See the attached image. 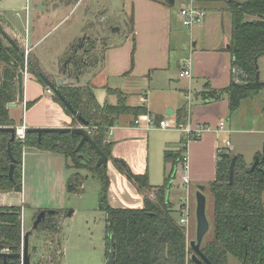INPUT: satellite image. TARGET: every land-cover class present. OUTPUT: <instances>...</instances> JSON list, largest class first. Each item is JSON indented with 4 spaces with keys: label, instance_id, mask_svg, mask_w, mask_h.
<instances>
[{
    "label": "crops",
    "instance_id": "0c3cea01",
    "mask_svg": "<svg viewBox=\"0 0 264 264\" xmlns=\"http://www.w3.org/2000/svg\"><path fill=\"white\" fill-rule=\"evenodd\" d=\"M219 2V9L229 11L226 2ZM66 6L67 0H0L1 27L24 51H29L27 57L36 60L52 81L61 76L63 60L78 38V32L86 28L89 18L94 17L86 8L78 14L79 23L73 29V26H67V19L77 12L81 0H77L68 11ZM124 8L132 19L128 36L115 42L108 40L100 58L84 66L67 84L91 86L101 105L117 104L120 91L126 96L127 105H146L147 112L137 117L131 114L117 117L107 138L113 142V157L125 160L134 173L148 174L152 185H161L172 166L165 162V150H178L185 141L176 128L160 127V121L178 122V112L185 108L187 117L184 123L214 128L212 125L230 115L227 95L219 100H208L203 99L200 92L207 83L220 89L234 80L232 54L227 46H222L231 38L232 14L207 11L206 18L198 22L200 32L193 48L188 56L181 57L173 54L177 45L171 14L173 8L165 0H126ZM52 17H58V20L49 24ZM224 26L229 37H223ZM195 29L189 31L191 40L195 38ZM200 41L204 49L196 51ZM186 57L192 59L193 75L180 78L179 71ZM48 61H51L50 65H47ZM239 80L236 77V81ZM48 87L33 73H24V100L18 102L17 93L14 101L17 105L9 107L16 125L24 123L28 128L74 127V117L55 94L47 91ZM148 116L152 117L153 126L147 123ZM81 125L80 122L76 126ZM221 139V131L213 129L187 143L189 198L194 183L208 187V183L216 179L217 155L224 145ZM225 152L228 151L225 149ZM71 171L65 155L26 146L23 150V189L20 192L0 191V206L22 207L23 203H28L33 211L36 207L37 210L61 208ZM107 173L110 178L108 200L112 206L143 207L142 194L111 159L108 160ZM40 184L49 189L46 194L38 191ZM23 218L22 230L25 232L27 226Z\"/></svg>",
    "mask_w": 264,
    "mask_h": 264
},
{
    "label": "trees",
    "instance_id": "16d2710c",
    "mask_svg": "<svg viewBox=\"0 0 264 264\" xmlns=\"http://www.w3.org/2000/svg\"><path fill=\"white\" fill-rule=\"evenodd\" d=\"M215 1V0H200ZM227 3L232 14V34L227 46L233 57L234 80L225 88H212L207 83L200 92L203 99L219 100L228 96L230 113L238 109L241 101L255 96L264 84L255 83L259 73L258 59L264 54V0H216ZM247 15L253 16L246 20ZM0 126H16L10 116L8 103L14 102L17 92L13 88L18 72L27 70L48 86L38 62L26 57L25 51L10 38L0 25ZM74 46L69 53H74ZM78 64V63H76ZM80 65V64H79ZM87 65V64H85ZM84 65V66H85ZM83 66V67H84ZM79 71H76V74ZM236 77L240 78L239 82ZM243 83H241V82ZM75 114L64 102L56 98L74 117L76 126L84 117L89 124L86 131L112 160L117 169L136 187L143 196V207H114L109 203L110 178L107 165H97L99 152L85 142L76 150L82 136L64 132H28L25 140L10 141L11 133L0 131V191H22L23 189V150L26 146L61 153L68 160L71 171L66 189L77 192L79 189V170L86 168L101 183L100 209L105 217V239L110 264H195L193 249L188 243L187 228L179 223L175 215L177 209L172 201L166 199L169 183H174L177 165L182 162L186 149L165 150V162L172 164V170L165 176L161 185H152L148 174L134 173L127 162L112 156L113 142L108 140L110 121L123 114L138 116L146 113V105L130 106L126 96L120 91L117 104L101 105L91 86L60 87ZM115 92V90H111ZM187 117L185 108L178 112V122L184 123ZM11 147L15 158L13 179L8 173L12 158L8 152ZM234 154H219L217 177L209 183L213 198V232L210 239L203 241L202 250L213 264H229V257L235 256L243 264H264V160L252 169L242 154H238L234 179L230 183V163ZM258 152L256 157H262ZM76 170V171H75ZM78 170V171H77ZM170 187V189H171ZM153 194V196H151ZM60 210L46 216L38 228L58 231L55 215ZM22 207L0 206V251L21 252L22 250ZM0 257V264H3ZM9 264H21L20 258H9Z\"/></svg>",
    "mask_w": 264,
    "mask_h": 264
},
{
    "label": "rangeland",
    "instance_id": "374dc122",
    "mask_svg": "<svg viewBox=\"0 0 264 264\" xmlns=\"http://www.w3.org/2000/svg\"><path fill=\"white\" fill-rule=\"evenodd\" d=\"M125 1L126 0H81V6L77 9V12L67 19V26H73L74 29L79 23L77 19L80 12H84V10L88 8L94 15L91 20L89 18V23L86 28L78 32V38L71 46L73 47L76 45L85 35L91 38V43L88 46L93 48V50L85 53L87 54V62L85 61L87 65L100 58L104 48L108 44V40L115 42L123 40L128 36L132 19L127 14L128 10L124 8ZM190 2H193L196 7L205 9L208 13L217 12L219 10L231 14L230 11H224L218 8L221 4L219 1L190 0ZM76 3L77 0H67V11ZM167 4L169 7L173 8L171 14L175 27L174 38L177 42L176 48L173 49V54L180 55L181 57L188 56L187 53H189L191 47L193 48V43L196 41L198 32H200V23H195L193 26L184 25V18L180 10L186 6V0H174L173 4ZM253 18L254 17L250 15L245 17L246 20H251ZM57 20L58 17H52L49 24ZM193 28H196L195 38L191 40L189 31ZM222 30L223 37L228 36L225 26ZM229 41L230 40L227 39L226 43L222 44V46H228ZM202 49L204 48L200 41L198 46H196V51ZM63 61H65V59ZM1 64L2 63H0V69L2 67ZM50 64L51 61H48L47 65ZM258 66L260 79L264 82V54L259 57ZM224 121L227 129H222L221 131V142L224 144L223 147L234 155L242 154L247 163L253 164L256 160L257 153L263 152L264 148V88L255 96L243 99L238 109L230 113L229 117H225ZM84 128L86 130V127ZM176 132L181 136L183 141L188 140V136L184 132L179 129H177ZM228 140L230 141V145H227ZM224 153L227 154V152ZM217 156L219 157V154ZM181 166L180 163L178 171L175 172L174 184L170 189V200L177 209L178 206L180 209V200L187 198V185L182 183V176L184 173ZM171 170L172 166L169 168V172ZM78 172L80 178L78 191H67L61 208H56L60 210L54 217L58 226V231L54 232L53 230H44L42 228H37L33 231L30 237V251L32 253L31 264H110L111 257L107 254L105 239V217L103 211L100 209L101 183L86 168L80 169ZM199 184L201 183H194L192 186L191 201L189 200L190 220L185 224L187 236L188 239L190 236V240L196 238L195 193ZM38 191H41V194H46V191H49V189L46 185L40 184L38 186ZM205 194L207 196V216L210 223L213 224V198L209 190V183ZM29 205L28 203H23L22 205V216L26 221L27 231L33 227V216L36 218L37 214L43 210H37L38 208L36 207L35 211L37 212L35 214V211L32 210V206ZM50 215L52 214H48L49 217ZM175 215L179 218L181 216V211H176ZM25 232L22 230V235H24ZM211 236L212 232L206 236L205 240L210 239ZM229 264L243 263L235 256L231 255L229 257Z\"/></svg>",
    "mask_w": 264,
    "mask_h": 264
},
{
    "label": "water",
    "instance_id": "95a60500",
    "mask_svg": "<svg viewBox=\"0 0 264 264\" xmlns=\"http://www.w3.org/2000/svg\"><path fill=\"white\" fill-rule=\"evenodd\" d=\"M169 4H173L174 0H165ZM232 1V0H230ZM190 0H186V4H189ZM117 30V29H116ZM1 39V37H0ZM74 53H69L68 58L65 59L61 66V76L57 78L56 81H52L49 78L45 77V80L48 84V86L53 90L54 94L59 97L64 104L71 109L75 114L76 111L72 108L69 101L65 98V96L62 94L60 87L67 84L70 79L75 76L76 70L75 69V62H74ZM81 70V68H79ZM243 83V82H241ZM257 84H264L263 81L260 79V74H257L256 81ZM14 90L18 93V102H22L24 100V71L20 70L18 72L17 81L13 84ZM16 102H10L8 103V107L16 106ZM171 113V110L168 111V114ZM79 120L83 125L81 126H74V127H51V128H28V132H35L38 133L39 138H41L42 134L45 132H64V133H72V134H79L82 136L76 150H80L82 145L85 142H90L96 150L99 152L100 157L98 159L97 165H101L102 163L104 165L108 164V157L105 154V152L96 144V142L92 139V137L89 135V133L85 130V126L89 124V122L82 116H79ZM114 125V120L112 119L110 121L109 126ZM0 131L2 132H10L11 138L10 141L16 140V126H0ZM8 152L12 158V163L10 165L9 170V177L13 179V173L15 169V158L12 154L11 147L9 145ZM238 155H234L232 157L231 163H230V175H229V181L230 183L233 182L234 179V167L237 160ZM260 160H264V148H263V156L256 157L255 162L252 165V169H254L257 164L260 162ZM177 171V169H176ZM172 182L169 183V189L167 191L166 199L169 202L170 201V187ZM207 189V186L205 184H199L197 186V191L195 193L196 198V238L192 239L189 242V245L193 249L192 254V260L195 264H213L209 258L205 255V253L202 250V244L206 237V235L209 233L211 229V223L207 216V196L205 194V191ZM55 212V209H43L41 210L33 223V227L26 231L23 235V249L19 253H12V252H3L0 251V257L3 259V264H9V258L11 257H17L21 258L22 264H31L32 254L30 252V237L35 229L39 227V225L45 221L47 214H52ZM110 262H113L112 259H110Z\"/></svg>",
    "mask_w": 264,
    "mask_h": 264
},
{
    "label": "built area",
    "instance_id": "2783aa9c",
    "mask_svg": "<svg viewBox=\"0 0 264 264\" xmlns=\"http://www.w3.org/2000/svg\"><path fill=\"white\" fill-rule=\"evenodd\" d=\"M180 13L182 15L183 19V23L186 26H193L195 23L198 22H202L206 15L207 12L205 9L203 8H199L196 7L194 5V3L190 2L189 4H186L185 7H183L180 10ZM28 50L26 49L25 51V55L27 57L28 55ZM24 73H26L27 70V66L25 67V70H23ZM193 72H192V59L189 57H186L183 61V66L179 71V76L180 78H190L192 77ZM47 91L51 94H54L53 90L48 87ZM187 98H190L189 95L187 96ZM138 121V120H137ZM152 117L148 116L147 117V123L150 126H153L152 124ZM139 122V121H138ZM160 127L162 128H176L181 130L182 132H184L187 136H188V140L185 141V143H183V147L186 149V145L190 140L193 139H197L199 138L203 132L205 131H210V130H217V131H222V129H227L226 127V123L224 120L220 121L214 128H212L211 126H204V125H198V126H192V124L190 122L187 123H179V122H175L172 123L167 119L161 120L160 121ZM27 131H28V127L26 126V124H21V125H16V138L19 140H25L27 137ZM227 145H230V141H227ZM225 152V148H220L219 149V154H223ZM182 170H183V176H182V183L187 185V189H188V185L190 183V178L187 175V170H188V155L186 154V151L183 155L182 158ZM151 196H153V194H151ZM191 199L189 198L188 194H187V198L186 199H182L180 200V211H181V216L179 217L178 221L180 224L185 225L189 222V208H190V201ZM189 243V242H188Z\"/></svg>",
    "mask_w": 264,
    "mask_h": 264
},
{
    "label": "flooded vegetation",
    "instance_id": "af4514ba",
    "mask_svg": "<svg viewBox=\"0 0 264 264\" xmlns=\"http://www.w3.org/2000/svg\"><path fill=\"white\" fill-rule=\"evenodd\" d=\"M114 30H116V29H114ZM90 43H91V38H89V36L85 35L79 40V42L76 45H74V48H75L74 49V55H75L74 62H75V69H77L76 71L80 72L83 69V66L86 64L87 54H85V53L93 50V48H90L88 46ZM76 63H78V64H76ZM79 68H81V70H79ZM210 232H213V224H211V229H210L209 233ZM204 241H205V239H204ZM22 249H23V244H22ZM3 252H10V251L4 250ZM12 253H14V252H12ZM17 253H19V252H17ZM20 260H21V258H20ZM21 264H22V260H21Z\"/></svg>",
    "mask_w": 264,
    "mask_h": 264
}]
</instances>
